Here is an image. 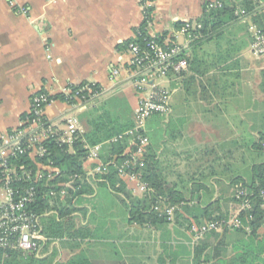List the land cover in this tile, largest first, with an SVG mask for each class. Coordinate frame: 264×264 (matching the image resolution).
Wrapping results in <instances>:
<instances>
[{"label":"crops","instance_id":"0c3cea01","mask_svg":"<svg viewBox=\"0 0 264 264\" xmlns=\"http://www.w3.org/2000/svg\"><path fill=\"white\" fill-rule=\"evenodd\" d=\"M208 1L213 0H153L147 33H165V39L184 45V37L179 41L177 34L180 25L198 20ZM260 2L255 11L264 13V0ZM248 17L185 46L188 67L179 79L167 83L169 114L161 122L155 117L146 122L153 173L185 196L177 210L192 223V213L199 210L205 211L199 221L206 213L235 215L239 203L233 198L234 179H246L252 165L264 159L253 146L264 132V60L251 56ZM143 19L141 0H0V138L21 124L35 93L56 95L66 85L82 82L105 91L89 107L118 95L133 115L137 96L123 44L135 37ZM113 68L119 70L117 76L112 75ZM70 111L67 103L56 99L44 114L60 125ZM94 164L85 162L84 171ZM91 185L93 193L84 194L80 204L72 203L80 208L71 214L79 233L69 238L47 236L36 257H45L50 264L72 257L90 264L191 263L193 243L187 227L174 218L161 226L131 221L121 194L106 185ZM126 185L133 195H143L133 182ZM56 213L53 209L40 218L43 229ZM257 233L260 238L264 224ZM217 234L210 244L220 243L226 257L245 237L233 229ZM7 256L3 251L2 258Z\"/></svg>","mask_w":264,"mask_h":264},{"label":"built area","instance_id":"2783aa9c","mask_svg":"<svg viewBox=\"0 0 264 264\" xmlns=\"http://www.w3.org/2000/svg\"><path fill=\"white\" fill-rule=\"evenodd\" d=\"M153 0H141L144 11L151 7ZM259 3L260 0H252ZM237 2V0H231ZM221 0L205 3V10L220 8ZM21 11L26 8L22 7ZM234 15L245 18L249 13L235 3ZM150 22H148V25ZM147 25V27H148ZM142 42L136 39L142 36L138 30L135 37L126 45L129 55L127 73L130 84L134 89L137 100L133 110V125L125 131L115 135L105 143H120L122 152L111 158L107 163L102 162L100 151L102 143L88 145L83 143L86 150L85 162L95 161L90 170L84 175H70L65 181H54L60 171L53 160L45 162L36 161L49 155L46 140L55 139L59 145H67L68 151L78 137L80 126L76 114L85 110L93 100L104 94V89L94 87V83L66 85L61 94L71 111L64 117L65 127L60 128L58 123L49 120L45 114V107L54 99L45 91L35 93L30 99L29 110L23 117L21 124L0 138V249L18 250L24 253H38L48 240L43 232L40 218L50 214L52 210L37 211L40 203L53 206L58 198L63 204L69 197L72 203L76 200L77 185L75 182L84 179L89 183L96 179L97 174L105 173L108 164H112L122 180L133 182L142 193L151 190L142 177V170L146 165V156L150 139L146 132V122L153 116L166 117L170 112V89L165 86L170 80L179 79L188 67V51L185 49L190 42L201 37L202 24L199 20H188L182 23L177 31L184 37L185 44L181 45L173 38H164L162 44L155 35L147 33ZM253 41L251 51L264 54V32L251 24ZM175 37V36H174ZM119 70L112 69V75L117 76ZM73 111V112H72ZM264 149V141L262 142ZM26 157L34 163L33 166L14 163L13 159ZM73 194H71V193ZM261 207L264 210V187L259 191ZM248 192L245 188L237 187L235 197L239 200V211L250 206ZM174 205H164L157 202L153 209L168 220L173 219ZM238 211V212H239ZM238 212L230 217H220L213 220L191 223L188 227L192 243L195 244L206 233L220 231L224 228H237L241 226L237 217ZM264 224V219H263Z\"/></svg>","mask_w":264,"mask_h":264},{"label":"trees","instance_id":"16d2710c","mask_svg":"<svg viewBox=\"0 0 264 264\" xmlns=\"http://www.w3.org/2000/svg\"><path fill=\"white\" fill-rule=\"evenodd\" d=\"M236 4L244 8L250 15L249 19L251 23L255 25L260 31L264 32V13L257 11L253 14V10L256 7V3L252 0H237ZM235 3L230 1H223V5L220 8L211 9L209 11L203 10L201 17L198 19L202 28L201 34L210 38L215 34L221 32V30L230 22L238 20L234 15ZM152 7L147 8L144 11L146 17H144L140 26L136 31H140L142 36L137 37V42H142V38L147 36L146 27L148 22L151 21ZM165 37L163 35L158 36L157 41L162 44ZM132 40V39H131ZM131 40L126 41L123 45L126 46ZM197 39L194 41L196 42ZM190 57L188 54V61ZM83 84L80 83V85ZM98 85L94 83V87ZM99 87V86H98ZM56 100H63V95L56 94L51 95ZM26 114V113H25ZM25 114L22 116L24 117ZM80 131L78 137L72 145L73 151H68L67 145H59L56 140L49 138L46 140V146L49 155L36 161L45 162L48 159L53 160L55 166L59 168L60 174L54 181H65L70 175L77 174L78 176L84 175L83 164L85 161L86 150L83 147V143L88 145H96L102 143V149L100 151V158L102 162L107 163L112 157L120 160L119 154L122 152L123 145L120 143H105L115 135L125 131L133 125L132 110L127 102L121 96L115 95L108 100H103L97 106H87L85 110H82L76 114ZM155 118L160 116L155 115ZM254 148L257 151L264 154L262 148V142L264 141V132H261L257 138L254 139ZM118 155V156H116ZM146 165L142 170V177L148 183L151 190L143 193L142 196H136L131 193L127 188L126 182L119 178L115 167L112 164H108L105 173L97 174L96 179L92 182L95 185L109 186L113 191L122 195V202L125 204L128 210L129 220H133L138 224H149L154 226H161L169 223L165 215H160L153 209V206L162 201L164 205H174V217L175 220L181 217L179 210H177L179 203L186 202L185 196L177 189L168 186L163 183L158 176L153 173V161L151 156L147 154ZM14 163H21L25 165L33 166L34 163L26 157H19L13 159ZM94 166V165H93ZM237 187L245 188L248 192L250 206L240 210L237 214L240 220L241 226L237 228H230L242 233L245 237L241 238L238 243V247L234 248V254L230 257H226L222 253V249L217 245H211L210 239H217V231H210L206 233L200 240L192 245L190 251L191 263L190 264H264V233L259 238L258 230L263 225L264 210L261 207V197L259 194L260 189L264 187V160L254 163L251 168V174L246 179L238 177L234 179ZM77 185L76 200L75 203H81L84 199V194H91L94 192L93 185L89 184L85 179L81 181L78 179L75 182ZM235 188V190H236ZM71 193V192H70ZM72 194V193H71ZM73 195V194H72ZM233 198L239 203V200L235 197V191ZM66 203L63 204L58 198L53 206L40 203L37 207V211L41 212L44 209L56 210V214H52L47 219L43 232L46 236L52 238L72 237L79 233V229L75 228L73 223L72 212L80 210L75 208L72 204L71 198H66ZM86 209H82L85 214ZM204 210H199L198 213H192L195 218L193 221L196 224L202 223L199 218L205 213ZM223 216L222 214L213 215L206 213V219L204 221L217 219ZM185 220V218H182ZM192 222V221H191ZM187 221V223H191ZM180 223V222H178ZM248 228V230H246ZM229 228H224L222 231H226ZM8 256L2 258L3 250L0 249V260L3 264H50V260L47 258L36 257L34 253H24L18 250H7ZM56 264H90L88 260L82 257H72L68 261Z\"/></svg>","mask_w":264,"mask_h":264},{"label":"rangeland","instance_id":"374dc122","mask_svg":"<svg viewBox=\"0 0 264 264\" xmlns=\"http://www.w3.org/2000/svg\"><path fill=\"white\" fill-rule=\"evenodd\" d=\"M260 3L261 2H259L258 4H256L257 5V7H259L260 6ZM255 9H256V7H255ZM255 9L253 10V14L254 13H256V11H255ZM257 10V9H256ZM250 15V14H249ZM249 18V17H248ZM251 24H253V23H251ZM254 25V24H253ZM182 39H183V37H182V35H179V41H182ZM250 53H251V56L252 57H254V58H257V59H260V60H264V54H259V55H256V54H254L252 51H251V47H250ZM165 86L167 87V88H169V86H168V84H166L165 83ZM110 97H112V96H109L108 98H105V101L106 100H108ZM159 119V121L161 122V121H163L164 119H165V117H163V116H160V118H158ZM61 128H64L66 125H65V123L64 122H62V123H60V125H59ZM148 134V133H147ZM149 135V134H148ZM160 138H157L156 140L158 141ZM256 157H258V159H259V157L260 156H256ZM264 160V159H263ZM128 182H130V181H128ZM177 205H180L181 206V203H179V204H177ZM232 215V214H231ZM227 216V215H226ZM229 216V215H228ZM227 216V217H228ZM230 217V216H229ZM173 218L175 219V217H174V215H173ZM178 222H180L184 227H187V230H188V227H189V225L192 223H187V221L186 220H183L181 217H179L178 219ZM73 221V223H74V225L76 224V219H73L72 220ZM214 239L213 238H211L210 239V241H213ZM0 264H3V262L0 260Z\"/></svg>","mask_w":264,"mask_h":264}]
</instances>
